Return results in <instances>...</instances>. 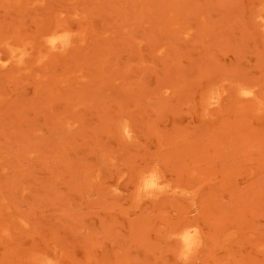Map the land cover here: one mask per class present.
<instances>
[{"label":"rangeland","instance_id":"1","mask_svg":"<svg viewBox=\"0 0 264 264\" xmlns=\"http://www.w3.org/2000/svg\"><path fill=\"white\" fill-rule=\"evenodd\" d=\"M0 264H264V0H0Z\"/></svg>","mask_w":264,"mask_h":264}]
</instances>
